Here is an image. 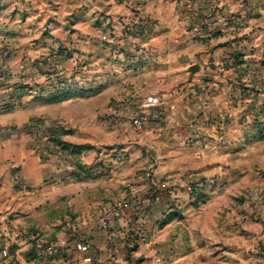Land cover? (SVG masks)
<instances>
[{
    "label": "crops",
    "instance_id": "crops-1",
    "mask_svg": "<svg viewBox=\"0 0 264 264\" xmlns=\"http://www.w3.org/2000/svg\"><path fill=\"white\" fill-rule=\"evenodd\" d=\"M70 41L92 59V79L53 101L63 80L49 79L36 59ZM148 95L160 102L143 109L137 133L130 118ZM35 117L60 122L67 131L56 133L79 151L51 143L43 155L26 129ZM117 152L126 154L123 164ZM220 163L243 171L242 202L264 201V0H0V264H40L35 233L48 239L56 217L68 225L56 231L50 264H264V245H207L221 253L206 262L198 253L178 256L175 245H161V229L159 245L118 244L142 217L159 220L169 203L185 200L192 179L209 182ZM158 180L179 190L150 195ZM119 181L154 203L146 215L132 206L101 229ZM73 218L80 220L71 225ZM72 226L76 233L65 236ZM77 237L95 260L62 246ZM171 246L176 253L167 257Z\"/></svg>",
    "mask_w": 264,
    "mask_h": 264
},
{
    "label": "rangeland",
    "instance_id": "rangeland-1",
    "mask_svg": "<svg viewBox=\"0 0 264 264\" xmlns=\"http://www.w3.org/2000/svg\"><path fill=\"white\" fill-rule=\"evenodd\" d=\"M106 37H102V39L108 42L109 37ZM53 45L54 47L51 50L47 49L46 53L41 54L36 59L39 63V70L48 73L49 79L55 83H62L63 80V87L68 89L71 86L74 90L79 89L80 84L84 86L85 78L86 81H88V78L92 79L93 72L90 70L93 66L92 59L86 56L80 43L73 41L67 43L54 42ZM141 107V109H136L131 116L132 125L134 116L143 115L145 117V110L143 109L147 108ZM57 123L60 127L55 131L52 125ZM26 129L33 131L39 136L42 142H38L37 145L41 153L46 150L49 154L51 149L49 144L51 143L56 145L61 151L64 149V153L66 152L65 149H69V147H60L55 141V136L58 134L56 133L57 131L59 133L67 131L58 121H53L46 125L41 117H35L32 122L26 125ZM134 130L136 131L135 128ZM136 132L141 133L139 131ZM121 145L116 142L112 146L120 149ZM88 147L92 148L94 145L90 144ZM77 151H79V148L78 150L76 148L69 149L71 153ZM125 158L126 154L124 152H117L114 155V160L117 163L123 164ZM92 160L93 156L90 157L89 161ZM75 161L78 164L81 160H77L75 157ZM231 166L220 163L219 171H213L210 181L208 180L209 182L204 177L192 179V181L184 185L188 193V197L185 200L175 201L174 204L169 203V212L164 211L163 216H160L159 220L154 218L150 222L145 217H142L140 221L134 223L133 228L128 229L124 241H119L118 244L132 245L136 250L139 245H159L158 232L161 229V245H175L178 256L180 254L197 255L198 253L199 256L196 257H200V259L204 260L203 262H206L207 255L210 253H221L216 248L214 250L209 249L207 245H264V236L261 235L264 232V215L262 214L264 212V201L245 203L240 200L237 178L244 176L242 175L243 171ZM101 172L106 174V170ZM247 173L252 174L251 176L254 177V171H247ZM137 174H143L146 179L153 178V173L148 170L139 169ZM261 174L264 177L263 171ZM261 174L259 172L258 178ZM119 183L118 185H121V187L113 188L114 192L112 191L111 194L110 206L105 210L102 209V215L98 221L101 224V229H105L102 227V223L106 217L125 203H129V208L133 206V208L143 212L144 215L151 210L154 203L152 200L143 201L144 198H140L138 194L134 193L133 182L119 181ZM158 184V186L156 184L150 185V195L160 196L161 191L170 190L177 192L179 190L176 185L169 182L158 180ZM38 220L43 223L46 221L44 217ZM79 220L73 218L70 223L72 225ZM132 220L134 219L132 218ZM53 221L55 225L59 226L56 231H60L61 226L68 225L67 220L61 217H56ZM72 230L73 232L65 233L64 235L72 236L76 233L77 228L75 229L72 226ZM37 231L35 233L36 239L52 243H55L58 237L62 235L54 231L52 235H49L50 238L48 237L47 239L44 235L45 230L37 229ZM196 245H199L200 248L197 249ZM174 247L171 246L167 257H171L173 253H176L173 252ZM161 253H163L162 250ZM137 257H144V253L137 255Z\"/></svg>",
    "mask_w": 264,
    "mask_h": 264
},
{
    "label": "built area",
    "instance_id": "built-area-1",
    "mask_svg": "<svg viewBox=\"0 0 264 264\" xmlns=\"http://www.w3.org/2000/svg\"><path fill=\"white\" fill-rule=\"evenodd\" d=\"M104 38H107L106 36H103ZM160 100L159 97L155 95H148L145 100L142 103V106L144 108H149L154 105L159 104ZM133 125L136 131L142 132L145 127V117L143 115H136L133 117ZM55 131L57 128L60 127V125L54 124ZM43 155H47L48 151L44 150L42 151ZM130 207L129 203H125L124 205H121L117 209L113 210L103 221L102 227L108 228L109 224L111 222V219L116 217H121L126 209ZM149 237V236H148ZM62 246L65 247L67 251H71L72 249H76L78 251L85 252L87 254L85 260L86 261H93L95 260L96 256L92 252V247L89 242L85 240V238L77 237L73 244L71 246H67L64 242L62 243ZM59 247L57 244L47 241H42L39 239H36L34 241V255L35 258L39 261L40 264H50V257L53 256L55 253H57ZM3 256L8 257L9 251L8 249H4L2 251Z\"/></svg>",
    "mask_w": 264,
    "mask_h": 264
},
{
    "label": "trees",
    "instance_id": "trees-1",
    "mask_svg": "<svg viewBox=\"0 0 264 264\" xmlns=\"http://www.w3.org/2000/svg\"><path fill=\"white\" fill-rule=\"evenodd\" d=\"M78 93V89L74 90L71 86L68 87V89H66L65 87L63 89H58L56 90L54 93L51 94V100L53 101H59V100H64V99H68L71 96H73L74 94ZM65 132V131H63ZM55 141L57 142V144L62 147V148H66L67 145L61 140L60 138V134H57V136H55Z\"/></svg>",
    "mask_w": 264,
    "mask_h": 264
}]
</instances>
